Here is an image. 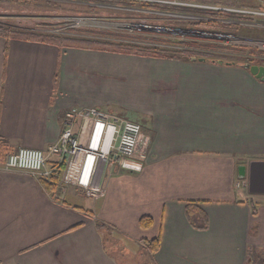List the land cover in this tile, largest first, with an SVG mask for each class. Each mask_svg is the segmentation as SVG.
<instances>
[{"label": "crops", "instance_id": "1", "mask_svg": "<svg viewBox=\"0 0 264 264\" xmlns=\"http://www.w3.org/2000/svg\"><path fill=\"white\" fill-rule=\"evenodd\" d=\"M74 106L129 112L151 138L141 171H103L98 199L4 168L20 147L46 151ZM251 161L264 162V79L239 64L0 36V264H264V166L249 189ZM157 236L149 253L140 240Z\"/></svg>", "mask_w": 264, "mask_h": 264}, {"label": "rangeland", "instance_id": "2", "mask_svg": "<svg viewBox=\"0 0 264 264\" xmlns=\"http://www.w3.org/2000/svg\"><path fill=\"white\" fill-rule=\"evenodd\" d=\"M126 1L130 2L125 6H117L101 0H0V24L13 30L31 29L70 38L118 40L142 47H178V40L195 41L202 46L200 49L207 51L211 57L223 61L241 64L245 60H264V55L258 54H264V21L259 17L248 16L250 21L243 18L210 20L197 14L139 7V3H153L150 0ZM165 1L170 3H154L222 11L231 8L230 4L234 3V0ZM239 1L244 3L246 0ZM246 8L262 9L264 0L259 3L249 0L248 6L239 9ZM209 21L217 22L218 27H206L204 24ZM115 24L126 28L117 27ZM108 31L112 34H106ZM197 32L203 35L194 36ZM102 109L140 123L145 132L141 121L133 114L112 107ZM189 212L191 222L197 223L198 213L194 214L191 209ZM136 260L137 257L133 255V264H137ZM137 262L150 264L146 260L142 262V259Z\"/></svg>", "mask_w": 264, "mask_h": 264}, {"label": "built area", "instance_id": "3", "mask_svg": "<svg viewBox=\"0 0 264 264\" xmlns=\"http://www.w3.org/2000/svg\"><path fill=\"white\" fill-rule=\"evenodd\" d=\"M225 10L264 21V8ZM150 142L140 123L95 106H74L64 112L61 132L46 151L20 147L6 157L4 168L25 171L42 179L64 163L62 184L77 187L86 196L98 199L105 192L100 183L103 171L108 166L141 171ZM241 186H247V181L237 182V187Z\"/></svg>", "mask_w": 264, "mask_h": 264}, {"label": "trees", "instance_id": "4", "mask_svg": "<svg viewBox=\"0 0 264 264\" xmlns=\"http://www.w3.org/2000/svg\"><path fill=\"white\" fill-rule=\"evenodd\" d=\"M109 2L113 5L117 6H125L130 1L126 0H101ZM134 3V2H133ZM136 3V2H135ZM139 7L151 10L164 9L167 11H174L176 13H189V14H197L199 16H203L206 18L217 19V20H228L233 18H243L245 21H250V17L241 16L234 13H228L222 10H197L195 8H184L178 6H168L163 4L156 3H139ZM248 19V20H247ZM206 27H218L217 22H205ZM106 34L111 35L112 32H106ZM0 36L5 38L6 40L10 39H20L26 41H34L40 43H49L57 45L61 48H80V49H91V50H99V51H107V52H115L122 53L128 55H137L143 57H154V58H172L179 59L185 61H193L203 59L204 61H211L214 63H225L229 65H233L235 63L230 61H223L222 59H216L209 55L207 51H204L202 46L195 41H185L178 40V47H169V46H154V47H142L135 44L110 41L105 39H88V38H70L64 36H57L46 34L43 32H39L37 30H13L12 28L1 25L0 24ZM119 36V35H118ZM179 38V37H177ZM207 48V46H203ZM254 53V51H251ZM261 56L262 52H258ZM264 59V58H262ZM243 67H247L248 69L252 65L264 66V60L251 61L245 60V62L239 64ZM249 70V69H248ZM54 166V165H53ZM65 169V164L61 163L56 170H54L47 178H42L41 182L44 189L50 193L54 194L61 189L62 186V175ZM253 215H255V210L252 211ZM200 223H192L191 225L199 230H206L208 228V218L203 212H199ZM153 221L150 216H142L139 219V227L142 229H148L152 226ZM97 228H101V225H97ZM255 229V226L252 227L251 231ZM140 244L142 247L147 249L149 253H156L159 249L160 245V237L157 236L153 239L149 240H140ZM250 257V254H248Z\"/></svg>", "mask_w": 264, "mask_h": 264}, {"label": "water", "instance_id": "5", "mask_svg": "<svg viewBox=\"0 0 264 264\" xmlns=\"http://www.w3.org/2000/svg\"><path fill=\"white\" fill-rule=\"evenodd\" d=\"M116 26L120 28H126V26H120V25H116ZM181 33H186V32H181ZM202 35L203 34H201L200 32H197L194 34V36H202ZM200 61H204V60L200 59ZM245 68L247 67L245 66ZM248 69H249V72L253 74L254 76L264 79V66L252 65ZM263 166H264V162H261V161H251L250 162L249 164L250 174L248 178L249 189H252L257 184V180L254 176V171H256L259 167H263ZM245 170H246L245 166L239 167V174L242 177L245 176Z\"/></svg>", "mask_w": 264, "mask_h": 264}, {"label": "bare ground", "instance_id": "6", "mask_svg": "<svg viewBox=\"0 0 264 264\" xmlns=\"http://www.w3.org/2000/svg\"><path fill=\"white\" fill-rule=\"evenodd\" d=\"M116 25V24H115Z\"/></svg>", "mask_w": 264, "mask_h": 264}]
</instances>
